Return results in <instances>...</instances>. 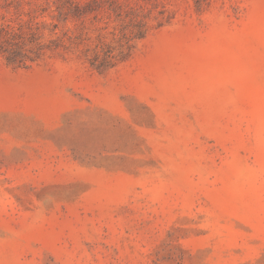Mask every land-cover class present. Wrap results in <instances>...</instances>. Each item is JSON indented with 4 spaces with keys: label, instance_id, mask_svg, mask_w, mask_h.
<instances>
[{
    "label": "rangeland",
    "instance_id": "374dc122",
    "mask_svg": "<svg viewBox=\"0 0 264 264\" xmlns=\"http://www.w3.org/2000/svg\"><path fill=\"white\" fill-rule=\"evenodd\" d=\"M1 29L0 264H264V0H0Z\"/></svg>",
    "mask_w": 264,
    "mask_h": 264
},
{
    "label": "trees",
    "instance_id": "16d2710c",
    "mask_svg": "<svg viewBox=\"0 0 264 264\" xmlns=\"http://www.w3.org/2000/svg\"><path fill=\"white\" fill-rule=\"evenodd\" d=\"M1 32H2V29L0 30V36H1ZM14 56H15V55L12 54L10 57L12 58V57H14ZM11 58H7V59H9V61H10Z\"/></svg>",
    "mask_w": 264,
    "mask_h": 264
}]
</instances>
